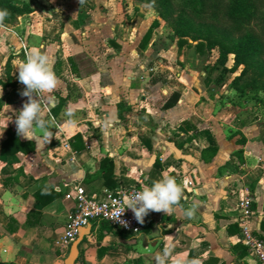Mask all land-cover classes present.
I'll return each mask as SVG.
<instances>
[{
	"label": "crops",
	"instance_id": "crops-1",
	"mask_svg": "<svg viewBox=\"0 0 264 264\" xmlns=\"http://www.w3.org/2000/svg\"><path fill=\"white\" fill-rule=\"evenodd\" d=\"M110 1L94 0L81 39L73 37L77 7L66 4L58 16L34 8L0 27V75L6 79L11 56L13 83L0 86V263L64 264L70 247L60 238L75 208L66 183L100 197L112 185L151 186L167 173L191 182L171 213L154 212L139 235L92 221L74 264H156L165 247L172 249L167 264H259L240 240L237 203L247 187L251 226L264 239V117L245 99L233 100L227 82L216 84L217 63L195 51L196 41L180 51L176 42L156 44L157 28L142 48L151 21L139 24L138 10L135 17L128 10L125 27L119 7H104ZM34 46L54 57L59 81L39 98L52 135H18L34 150L2 154L28 100L17 68ZM60 98L57 120L50 110ZM105 157L112 159L108 179L100 167Z\"/></svg>",
	"mask_w": 264,
	"mask_h": 264
},
{
	"label": "trees",
	"instance_id": "trees-1",
	"mask_svg": "<svg viewBox=\"0 0 264 264\" xmlns=\"http://www.w3.org/2000/svg\"><path fill=\"white\" fill-rule=\"evenodd\" d=\"M161 7H165V11L170 15L173 14L174 7H180L183 13L186 11L196 21L205 22L216 28V31L220 33L223 38L234 40L233 43L228 46L222 39L220 41H205L204 39H197L195 44V51L198 53L210 52V50L218 45L220 55L217 59L216 70L218 74L215 82L218 86H222L231 73H234L241 66L240 72L235 75L231 80L229 87L235 90V92L245 95L252 90H261L264 93V80H259L254 76L246 75V66L253 59H264V37L256 32L251 24L259 16L262 8L264 7V0H155ZM137 6V5H136ZM6 9L9 12V16L4 20V23L12 22L18 16L26 13H30L33 7L28 2L16 3L14 0H0V10ZM136 9V7H135ZM161 15H165L161 10ZM264 17V16H263ZM158 20L153 19L141 38L140 45L144 48L150 40L153 30L158 26ZM179 38L176 41V47L178 51L182 49L184 45L188 44L186 34L179 33ZM237 37V38H234ZM233 55V64L227 66L228 55ZM10 62L11 56H9L5 62L4 73L6 79L4 80L0 75V86L6 87L13 85L12 77L10 75ZM243 80V82H241ZM179 95L174 94V101H176ZM62 100L60 98L59 103L51 108V114L59 119V113L62 110ZM165 104L170 106L174 103ZM1 110V101H0ZM80 134L75 135V139H78ZM244 142V138L241 139ZM32 142H23L19 140L16 130H9L7 137L1 142V153L12 154L19 151L30 152L34 150ZM241 149L236 152L241 153ZM101 171L106 179L110 178L112 174V159L105 157L101 161ZM116 187L115 185L110 188ZM103 224L114 227L113 225L101 221ZM2 264V263H0Z\"/></svg>",
	"mask_w": 264,
	"mask_h": 264
},
{
	"label": "clouds",
	"instance_id": "clouds-1",
	"mask_svg": "<svg viewBox=\"0 0 264 264\" xmlns=\"http://www.w3.org/2000/svg\"><path fill=\"white\" fill-rule=\"evenodd\" d=\"M8 16L9 12L6 9L0 10V27ZM53 66L54 57L35 46L26 53L25 60L18 65V80L25 86L20 94L28 100L23 104L15 123L17 134L26 139L33 138L37 129L43 132L45 139H49L52 135L47 130L48 121L45 119L39 98L44 93H52L58 86L59 81ZM68 123L71 124L72 121L69 120ZM183 192L184 185L178 183L174 176L164 173L160 179L154 180L151 186L144 184L139 191L134 192L128 198L126 208L131 209L137 222L143 224L145 216L150 211L171 213L174 206L182 199ZM125 209L117 210L115 220L127 227V222L120 219ZM194 212L195 205L187 210L185 215L192 217ZM171 251L170 247H165L162 253H158L156 264H167ZM173 264H201V262L199 259L187 261L176 259Z\"/></svg>",
	"mask_w": 264,
	"mask_h": 264
},
{
	"label": "rangeland",
	"instance_id": "rangeland-1",
	"mask_svg": "<svg viewBox=\"0 0 264 264\" xmlns=\"http://www.w3.org/2000/svg\"><path fill=\"white\" fill-rule=\"evenodd\" d=\"M16 3L21 4L22 2H28L31 6L34 8H39V10H46L47 13H50V15H59V5H67L68 7H77V16L74 20L77 21L79 24L78 30L73 34V37H78V39H81L83 37V34L81 33L84 30V24L85 20L88 18L89 15H94L95 8L97 5H93L94 0H82V3H80V0H14ZM110 4H107V6L104 7H119V19L123 20V23L125 24V27H129L131 23V18L136 16V12L138 10V14L140 15V18L138 17L137 20L139 24L143 22V18H148L149 21H152L153 19L158 20V26L155 27V29L158 28V32L155 36V43L156 44H164V46L170 47L173 43L177 41V39L180 37L179 33H185L188 40L191 41H198L197 39L201 38L205 41H220V39L223 40V42L230 46L234 40H229L226 38H223L218 31H216V28H213L211 25L205 23L196 21L193 17H191L186 11L183 13V9L180 7H174L175 10H173V14H168L165 11V7H161L155 0H111L109 2ZM102 5V4H101ZM137 5V6H136ZM44 6V7H43ZM99 7V6H98ZM136 9L133 11V8ZM58 9L59 11L55 10ZM131 12L133 16L131 17L130 14L127 12ZM162 11L165 13V15H161L159 11ZM106 11H104V15L106 17ZM142 15V16H141ZM146 15V16H143ZM153 16V18H152ZM264 7L262 8L259 16L253 21L251 24V27L261 34L264 37ZM197 38V39H194ZM237 38V37H234ZM177 48L175 47V50ZM220 55V50L217 44L210 50L209 52V61H215L217 63V59ZM228 65L233 64V55H228ZM243 66H241L238 70H236L234 73H231L229 76H227L226 82L228 84V88L231 89V95L232 99L235 101H241L245 99L247 101V107L251 108L253 110V107H256V113L260 114L264 117V93L261 90H252L251 92H248L245 95H241L232 88L229 87L230 80L237 75ZM246 75L254 76L258 78L259 80H264V59H253L251 60L248 65L246 66ZM243 82V80H241Z\"/></svg>",
	"mask_w": 264,
	"mask_h": 264
},
{
	"label": "built area",
	"instance_id": "built-area-1",
	"mask_svg": "<svg viewBox=\"0 0 264 264\" xmlns=\"http://www.w3.org/2000/svg\"><path fill=\"white\" fill-rule=\"evenodd\" d=\"M178 180V177H175ZM184 188L190 186L189 180L182 179ZM69 190L66 197L75 198V208L66 224L64 233L60 238V243L69 248L71 243L77 238L79 229L87 226L92 221H105L121 231L139 235L154 211H150L144 218V223L137 222L131 209H127V200L142 186L118 185L104 191L100 197H89L85 189L79 185L65 184ZM239 210L238 222L240 225L241 242L254 255L259 264H264V239L252 228L251 220L254 215L253 196L247 187L240 192L237 203ZM126 208V209H125ZM124 210L120 219L127 222V227L122 226L115 220L117 210Z\"/></svg>",
	"mask_w": 264,
	"mask_h": 264
},
{
	"label": "water",
	"instance_id": "water-1",
	"mask_svg": "<svg viewBox=\"0 0 264 264\" xmlns=\"http://www.w3.org/2000/svg\"><path fill=\"white\" fill-rule=\"evenodd\" d=\"M83 228H86V226L81 227L79 229L78 237L71 243L70 248H69V253L65 259L64 264H74L77 257H78V243L83 236Z\"/></svg>",
	"mask_w": 264,
	"mask_h": 264
}]
</instances>
